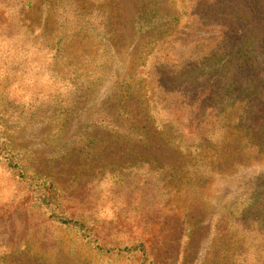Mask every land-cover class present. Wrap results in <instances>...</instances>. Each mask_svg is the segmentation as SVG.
Here are the masks:
<instances>
[{"label": "rangeland", "instance_id": "rangeland-1", "mask_svg": "<svg viewBox=\"0 0 264 264\" xmlns=\"http://www.w3.org/2000/svg\"><path fill=\"white\" fill-rule=\"evenodd\" d=\"M218 5L210 27L191 0H0V145L79 201L78 211H91L103 244L145 243V264H235L239 248L237 264H264V29L247 39L241 21L264 22V0ZM106 27L114 29L113 42ZM233 47L237 66L220 74L215 122L205 109L194 111L189 95L172 111L175 101L155 85L146 93L151 119L140 99L127 102L151 135L147 146L112 143L88 161L76 153L92 127L97 139L107 138L108 128L94 121L104 117L117 82L130 77L146 88L161 63L200 62ZM160 130L180 136L185 153L169 147ZM195 134L207 136L213 160L196 157L189 143ZM249 198L256 211L246 236L234 215ZM49 215L0 166V264H141L97 253Z\"/></svg>", "mask_w": 264, "mask_h": 264}, {"label": "trees", "instance_id": "trees-1", "mask_svg": "<svg viewBox=\"0 0 264 264\" xmlns=\"http://www.w3.org/2000/svg\"><path fill=\"white\" fill-rule=\"evenodd\" d=\"M191 2L194 3L197 8V12L200 15L198 19L202 21V25L214 27V25H216L214 21L220 11L218 0H191ZM242 18L244 20H240L244 23L242 24L244 30L243 33L247 39L252 38V33H255L254 35L261 34L264 29V22H260V20L256 18H247V16ZM138 29L141 31V26H139ZM148 29L149 27L146 28V30ZM106 32V35L110 37L112 36L113 42L114 29L106 27L105 33ZM155 37H158V35H152L151 40L155 41L157 39ZM254 42L255 40H252L249 44L251 45ZM216 44H219V39L215 38L214 45L216 46ZM206 48H208V46ZM234 48L235 47L230 48L226 54L220 52L219 55L215 50L213 53L201 58L200 62L188 59L176 64L175 67L168 63H161L159 65L161 69L157 74V82H147L148 85L146 88L140 83L138 84V88V85L134 84L130 77L125 81L121 80L117 82L116 84L120 85V87H115L112 94H110L109 98L106 100L104 104V117L98 119L96 117L94 121L95 125L102 124L108 128L109 133L107 138L97 139V131L92 127V130L95 133L92 135L88 134V136L85 134V137L80 140V143L82 144L79 145V150L76 153L79 156L85 155L84 157L87 159L86 161H88V159H95L103 153L106 146L111 145L112 143L147 146L149 143L148 141L151 140V135L132 116L128 109L127 102L132 98L140 99V103L143 106H146L147 114L151 119L152 114L149 110V99L146 97V93L148 90L152 91L153 86L155 87V85L157 86V90L169 94L171 99L175 101L174 103L176 107L175 105H172L171 107L174 109L172 111L178 112L182 110L180 107L186 99L184 95H189L187 98L192 101V108L194 111L198 114L202 109H205L203 110V115L207 117L208 120L213 119L215 122L220 115L217 107L219 101L218 80L220 74L224 72L223 70L233 72L234 70L231 67L235 68L237 66L238 53ZM239 54L241 57L243 56L242 52H239ZM243 63L245 62H241V65ZM202 89L203 91L199 92ZM210 103H213L215 106L208 110V105ZM66 123H69V120H67ZM66 123L56 131L53 138L58 139L55 141H58L63 134L62 131L66 130L68 126ZM196 123L200 125L198 129H201L203 122L196 120ZM185 129L191 133V126L186 127ZM158 136L172 149L181 154L185 153L182 150L180 136L176 135L174 132L160 130ZM206 137L207 136L204 138L201 134H195V138H192L189 143L192 144V147L196 151V157L201 156L198 157V159L206 154L207 156H211L210 160H213L215 149L210 148V143ZM52 141L53 140H51V142ZM185 151H187L188 155L192 154L189 147H186ZM0 166L22 186L25 192L32 193L35 203L40 208H43L46 212L50 213L49 219L51 222L66 228L78 230L80 234L83 235V239L91 246V248L96 250L97 253L125 254L127 256L139 258L141 264H145L148 260L147 248L143 242L133 241L129 244L113 246L103 244L100 236H98L95 231L98 225L94 214L91 211H78L83 208L78 203L79 201H74L73 199L62 196L59 191L60 189L55 182H52L47 177L32 170L29 167L28 162L15 156L7 146L0 145ZM260 195L264 197V191ZM260 210L262 212L264 211V201L260 204ZM255 211V203L253 204L252 199L250 198L235 210L234 223L236 225H243L246 229V236L249 229L255 223L253 215ZM245 234L243 233L240 237L243 247L245 245ZM241 249L242 248H239L237 253ZM237 253L234 257L235 264H237V260L241 259V255H238Z\"/></svg>", "mask_w": 264, "mask_h": 264}]
</instances>
